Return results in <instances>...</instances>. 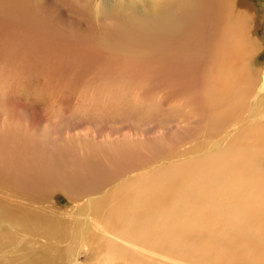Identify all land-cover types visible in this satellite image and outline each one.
<instances>
[{
	"label": "bare ground",
	"instance_id": "obj_1",
	"mask_svg": "<svg viewBox=\"0 0 264 264\" xmlns=\"http://www.w3.org/2000/svg\"><path fill=\"white\" fill-rule=\"evenodd\" d=\"M27 1L0 0V27L5 35L16 33L7 34L6 43L13 37L12 49L19 51V36L30 38L28 54L22 58L25 61L22 55L2 52L6 55H0V79L10 77L4 70L10 61L12 73L13 68L30 66L39 58L58 67L74 68L106 57L92 52L87 43L79 46L71 40V57L62 59L67 46L59 34L55 43L54 37H47L44 45L35 44L34 40L49 32L38 26L42 19L36 16L35 5ZM238 6L237 0H152L136 21L139 31L117 25L109 35L101 32L109 38L104 45L110 53L122 56L119 65L125 68L126 77L163 82L165 94L161 92L160 106L174 117V133L184 142L173 149L171 145L155 150L169 152L160 170L141 171L111 194H93L84 204L86 208L81 206L85 213L78 210L99 233L111 238L98 237L105 250L99 264H264V69L254 71L249 66L259 51L254 34L257 22L251 25V7L244 10ZM108 9L104 5V10ZM181 14L186 17L181 18ZM145 15L149 26L146 22L141 25ZM155 24L156 29L148 32ZM51 45L58 47L56 52ZM144 49L156 56L144 60L140 51ZM53 53L58 61L48 58ZM186 55L189 59L184 64L182 57ZM135 89H140V94L145 88ZM131 97L134 100L133 94ZM67 141L71 143V139ZM132 148L131 152L135 151ZM182 152L183 156H192L183 159ZM143 165L125 169L136 170ZM45 179L40 177L26 185L22 194L30 203L27 209L18 211L21 218L11 217L0 207V228L10 216L12 228H20L30 237L61 238L64 222L62 228L51 218H41L38 224L34 205L59 193L78 203L79 197L83 198L81 190L88 188L90 181L57 179L44 189ZM81 241L74 238L75 244ZM68 251L69 256L75 252L73 248Z\"/></svg>",
	"mask_w": 264,
	"mask_h": 264
},
{
	"label": "rangeland",
	"instance_id": "obj_2",
	"mask_svg": "<svg viewBox=\"0 0 264 264\" xmlns=\"http://www.w3.org/2000/svg\"><path fill=\"white\" fill-rule=\"evenodd\" d=\"M28 1L32 6L35 5L36 16L39 15L42 19L38 26H43L44 31L49 32V34L44 33L46 37L39 36L40 38L34 40L35 44L44 45L43 41L47 37H54L55 43L58 41L57 36L60 35L63 40L66 39L63 42L68 49H65L63 54L69 55L60 53L61 56H66L62 59L71 57L69 47L73 46L70 43L78 44V42L79 46L80 43L83 45L87 43L92 52L106 57L103 60H92L83 66L77 67L76 64L74 68L66 67V65V68L58 67L48 59L39 58L30 66L24 64L23 69L13 68L12 71H16L15 75L12 74L13 72L10 73L11 66H8L12 61L8 62L6 66L8 68H4L10 74L12 81H7L10 77L0 79L4 82L0 85V207L8 210L11 217L21 218L22 214L18 211L27 209L30 203L22 194L23 190L26 189V185L40 177L51 179L42 180L44 189L60 179L65 181L71 178H74V181L80 179L90 181V186L81 190L84 200L79 197L78 203L73 204L72 200L64 197L65 194L59 193L57 197H48L46 202L34 205L35 212L39 214L38 224L41 223V218L45 221L48 218L54 219L59 226L64 224V229L60 226L61 238L56 235H53L51 239L30 237L20 228H12L8 223L11 217H7L0 228V264H99L105 254L99 241L104 238L111 240V238L99 233L91 220L81 216L78 210L85 213L84 204L92 198L93 194L98 193L100 196L111 194L118 191L122 183L141 171L160 170L164 167L163 163L169 152H155V150L163 146L168 148L171 145L173 149L184 142L182 136L174 133L176 120L173 119L174 117H169L165 113L166 109L160 106L163 82L153 80L154 84H152L144 79L130 80L126 77L125 68L119 65L122 56L114 52L110 53L108 47L104 45L109 38L102 36L101 33L104 31L106 35H109L113 27L117 25L129 26L139 31L140 26L136 21L139 15L142 16V10L152 0ZM241 1L237 0V4L240 3L237 9L241 6L244 10L251 7L250 13L255 15L249 14L253 19L251 25L257 22L254 34L258 40L259 51L251 64H248L257 71L259 68L264 69V0ZM104 5L109 9L105 11ZM194 9L191 13L195 12ZM184 17L186 16L181 14V18ZM141 21V25L145 22L147 26L151 24L146 15L145 21ZM156 26V24L153 25L148 32H153ZM1 30L0 55L6 52L7 55L15 57L22 55L21 59L25 58L29 51L27 45L30 44V38L21 34L22 36H19L21 49L15 51L12 49L13 37L8 44L5 38L7 34L16 35V33L8 32L5 35L6 31L2 28ZM62 32L63 35H61ZM71 40L73 42L69 43ZM2 42L6 43L5 46ZM51 47L56 52L58 47L56 45ZM140 51L141 58L144 60L156 56L148 49ZM55 57L54 53L48 55V58L52 60ZM188 59L187 55L183 56V63H188ZM54 61H58L57 58ZM139 70L134 69L133 72ZM12 77H15L13 78L15 82ZM131 83L135 85L130 87ZM136 87L145 88L147 97L143 94L144 91L140 94L148 100L146 98L144 100V96L138 93L140 89L133 90ZM151 90L153 96L151 94L149 98ZM132 92L139 95L136 96ZM132 94L135 96L134 100H132ZM180 127L183 126L180 125ZM12 135H14L13 138ZM10 137L12 139H9ZM67 139H71V143ZM121 147L123 150L120 149ZM132 147L136 148L132 151L133 153ZM125 148H129V151ZM149 151L152 153L149 154ZM183 154L182 152L183 159L192 156H183ZM149 157L147 161L146 158ZM131 165L134 166L133 168L143 166L136 170L125 169ZM67 211L74 215L73 218L65 213ZM16 229H19V232ZM8 234L10 236H6ZM99 236L103 238L99 240ZM75 237L82 241L75 244ZM91 237H93L92 240ZM71 248L75 252L69 256L68 250Z\"/></svg>",
	"mask_w": 264,
	"mask_h": 264
}]
</instances>
